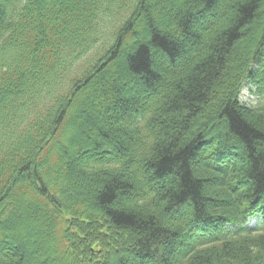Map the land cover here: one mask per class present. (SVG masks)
Returning a JSON list of instances; mask_svg holds the SVG:
<instances>
[{
	"label": "trees",
	"instance_id": "trees-1",
	"mask_svg": "<svg viewBox=\"0 0 264 264\" xmlns=\"http://www.w3.org/2000/svg\"><path fill=\"white\" fill-rule=\"evenodd\" d=\"M0 53V264H264V0H0Z\"/></svg>",
	"mask_w": 264,
	"mask_h": 264
},
{
	"label": "rangeland",
	"instance_id": "rangeland-1",
	"mask_svg": "<svg viewBox=\"0 0 264 264\" xmlns=\"http://www.w3.org/2000/svg\"><path fill=\"white\" fill-rule=\"evenodd\" d=\"M253 33H254V29L248 30L246 32L245 36L242 38V41L239 44H237V45L238 46L240 45L242 48L247 47L248 44L252 41ZM2 58H3V55L0 53V59H2ZM257 90H258L257 86L251 87L249 85V83H246L245 86L243 87V90H242V93H241V100L243 102H246V103H249V104H252V105L258 104L260 102V100H261V97L264 94L258 93ZM194 122L197 125V126H195V128H197L198 127V120H196ZM223 123H224V121H223ZM215 125L217 126V124H215ZM215 125H213V127H216ZM218 126H220V125L218 124ZM93 185L94 186L88 184V187L89 188L98 187L96 183L93 184ZM252 222H253V220H252ZM23 225L25 226V224H23ZM37 243L39 244V241H37ZM31 244L36 245V243L34 241ZM137 263H138V260L136 259L135 263H133V264H137ZM129 264H132V263L129 262Z\"/></svg>",
	"mask_w": 264,
	"mask_h": 264
}]
</instances>
